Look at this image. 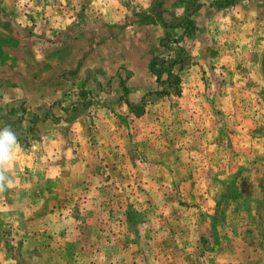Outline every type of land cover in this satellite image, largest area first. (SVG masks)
Masks as SVG:
<instances>
[{
    "label": "rangeland",
    "instance_id": "374dc122",
    "mask_svg": "<svg viewBox=\"0 0 264 264\" xmlns=\"http://www.w3.org/2000/svg\"><path fill=\"white\" fill-rule=\"evenodd\" d=\"M217 1L0 0L2 46L41 38L23 63L61 65L43 108L0 120L18 141L0 164V264H264V0ZM186 14L190 34L173 27ZM148 28L135 77L117 66ZM57 39L75 40L71 63L43 51Z\"/></svg>",
    "mask_w": 264,
    "mask_h": 264
},
{
    "label": "crops",
    "instance_id": "0c3cea01",
    "mask_svg": "<svg viewBox=\"0 0 264 264\" xmlns=\"http://www.w3.org/2000/svg\"><path fill=\"white\" fill-rule=\"evenodd\" d=\"M90 30L93 32L86 33L94 35L96 29L91 28ZM148 30L149 31L144 29L143 34H141V30L136 29L135 34H131L129 36L134 40V42L129 43L128 47L125 48V53H122L121 55L122 61L117 66V68H124L131 72V74L135 77L142 73L143 75L148 74L147 63L150 57V50L153 47V45L150 43L154 44V39L150 40L146 36L149 35L150 32H153V30H151V28H148ZM5 38V45L2 46V43H0V50H2L3 55L8 56L6 57L8 60H5V58L3 60L0 57V120L2 121V119H5V123H11L12 118H19L24 109L34 108L37 110V108H43L45 106V102L48 103V101L44 100H49V98H52L51 93L53 89H45L46 84L41 80L44 76L54 75L56 72V67H58L57 65H60V63H57L56 61V63L50 65L49 62L44 60L42 61L41 66L39 65L40 63H37V66L38 68L42 67L45 71L43 72L39 70L32 72L28 69L27 64L25 63H30L33 58L36 60H41L43 59V56L39 53H36L41 49L40 47L38 49L35 48V52L29 51L31 52L29 53L26 48L31 47L27 44L31 43L32 41L40 42L41 38L29 37L24 41V38L20 40V38L12 36L9 33L7 36H5ZM13 38H15L17 41ZM124 39L125 38L123 37L117 39L120 41L119 45L124 44ZM44 42H41V44ZM113 42H115V39L110 40V43ZM51 45L52 48H49ZM42 46L44 48L43 51H45V49L49 51H55L54 54L61 50L68 51V56L66 58L67 63H71V61L75 59V53L77 52L75 40L57 39L54 42H46ZM33 53L34 55L31 56ZM57 56L60 57V53H57ZM12 57H14L17 60V63L20 64L17 68H13L10 65L12 60L9 58ZM46 60L48 59L46 58ZM65 77L67 79L65 82L68 84V86L74 83V80L69 76V74H67ZM49 80H51V84H53L58 90L60 88L63 89L66 86V84L63 86L58 84L56 76Z\"/></svg>",
    "mask_w": 264,
    "mask_h": 264
},
{
    "label": "trees",
    "instance_id": "16d2710c",
    "mask_svg": "<svg viewBox=\"0 0 264 264\" xmlns=\"http://www.w3.org/2000/svg\"><path fill=\"white\" fill-rule=\"evenodd\" d=\"M223 1L232 2V0H219V1H217V3L220 4ZM190 2L194 3V2H196V0H190ZM196 4H197L196 5L197 7H196L195 10H197L200 7V4L198 5V2H196ZM187 11H189V8L188 7H187ZM163 26L165 28L167 27V25L164 24V23H163ZM168 26H170V25H168ZM173 27L174 28L182 29L183 32H185L187 34H190L191 31L194 28V24H193V21H192L190 15L186 14L185 16H182V17L178 18L177 19V23L175 25H173ZM167 37H168V33H167ZM161 46H164L163 45V42H162V45ZM164 64L165 63L163 61L157 62L156 59L151 60V62L149 63V69H150V71L153 74H155V76L157 77V79H159L164 73H167L169 77L172 76L171 69H169V68H164V69L158 68V67L163 66Z\"/></svg>",
    "mask_w": 264,
    "mask_h": 264
},
{
    "label": "clouds",
    "instance_id": "9594fccd",
    "mask_svg": "<svg viewBox=\"0 0 264 264\" xmlns=\"http://www.w3.org/2000/svg\"><path fill=\"white\" fill-rule=\"evenodd\" d=\"M17 143V136L10 128L0 129V164H6L11 160ZM6 180L7 177L0 172V184Z\"/></svg>",
    "mask_w": 264,
    "mask_h": 264
}]
</instances>
